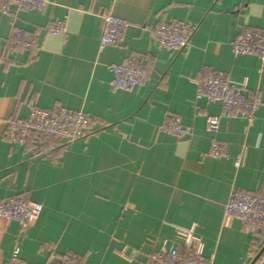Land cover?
Instances as JSON below:
<instances>
[{"label":"crops","instance_id":"1","mask_svg":"<svg viewBox=\"0 0 264 264\" xmlns=\"http://www.w3.org/2000/svg\"><path fill=\"white\" fill-rule=\"evenodd\" d=\"M50 1L14 19L0 10V203L22 196L43 205L27 229L0 217V264L16 249L29 264L69 252L82 264H143L165 240L214 264H251L264 229L246 233L224 206L237 190L264 196V106L252 122L223 118L217 137L231 158L206 157V117L221 106L197 100L195 79L214 69L236 83L247 80L264 101V64L231 47L242 29L264 27V0ZM103 12L130 26L121 45L100 52ZM173 20L196 28L181 53L162 49L147 31ZM51 21H65L66 33L42 35ZM13 29L38 34L41 50L7 52ZM139 55L149 83L114 90L109 67ZM33 105L82 110L93 133L70 145L11 142L8 120L28 117ZM168 114L181 118L187 139L161 131ZM255 264H264V254Z\"/></svg>","mask_w":264,"mask_h":264},{"label":"built area","instance_id":"2","mask_svg":"<svg viewBox=\"0 0 264 264\" xmlns=\"http://www.w3.org/2000/svg\"><path fill=\"white\" fill-rule=\"evenodd\" d=\"M50 4H53L50 0H0V10L14 19L20 11H41ZM101 17L104 30L100 41V52L107 47L121 45L123 36L130 26L127 20L111 12H103ZM66 31L65 21H51L43 29L42 35L65 34ZM147 31L162 49L181 53L189 47L196 28L184 21L173 20L149 27ZM4 47L9 53L18 49L38 53L42 48V42L36 33L13 29L6 38ZM231 47L236 55H255L264 64V27L242 29L238 37L232 41ZM1 57L0 47V59ZM109 68L113 74L111 86L116 91H131L136 87L147 85L151 79L146 62L140 55L132 56L123 63L111 65ZM195 83L197 100H206L208 103L221 106L220 114L206 117V129L211 135V145L205 156L213 159H229L231 156L227 144L217 137L222 120L227 116L237 115L252 122L259 109L264 106L260 92H251L247 80L236 83L209 68L204 69L195 79ZM8 125V139L21 146H26L33 139L46 145L54 138L60 139L63 145H70L85 140L93 133L91 117L82 110L72 111L63 106L47 109L33 105L28 117H11ZM161 131L179 139H187L191 133L179 116L170 114L165 116ZM234 165L236 168L241 167V157L234 158ZM42 211L41 203L22 196L0 203V217L18 222L23 229L31 227L39 219ZM224 213L238 218L246 233H256L264 229V196L246 190L234 191L224 206ZM8 264L29 263L19 258V250L16 249ZM46 264H82V260L79 255L72 252L62 255L51 253ZM143 264H214V261L212 257H204L189 247L184 252L176 246L169 247V242L165 240L160 250L152 253L148 261Z\"/></svg>","mask_w":264,"mask_h":264},{"label":"water","instance_id":"3","mask_svg":"<svg viewBox=\"0 0 264 264\" xmlns=\"http://www.w3.org/2000/svg\"><path fill=\"white\" fill-rule=\"evenodd\" d=\"M263 254H264V247L261 249V251L258 253V255L254 258V260L251 264H255L259 260V258L262 257Z\"/></svg>","mask_w":264,"mask_h":264}]
</instances>
